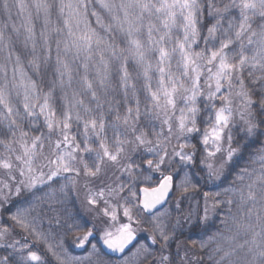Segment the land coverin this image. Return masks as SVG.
<instances>
[{"label":"snow or ice","instance_id":"snow-or-ice-1","mask_svg":"<svg viewBox=\"0 0 264 264\" xmlns=\"http://www.w3.org/2000/svg\"><path fill=\"white\" fill-rule=\"evenodd\" d=\"M13 9L24 38L17 50L0 27V264H194L171 252L177 229L206 228L221 206L209 240L230 243L208 260L264 264V0H0ZM241 132L259 144L243 166ZM234 166L201 209L195 177ZM73 193L89 218L57 213L53 243L39 223ZM185 199L196 209L174 216Z\"/></svg>","mask_w":264,"mask_h":264},{"label":"trees","instance_id":"trees-1","mask_svg":"<svg viewBox=\"0 0 264 264\" xmlns=\"http://www.w3.org/2000/svg\"><path fill=\"white\" fill-rule=\"evenodd\" d=\"M26 3L31 4L32 0H25ZM53 22L56 21V18L52 17ZM15 23L17 25V27L20 26V24L22 23V17H18L16 15V10L13 9L12 11V19H8L5 15H3L2 13H0V27H3L4 24L8 25V28L5 29L6 35H10L12 37V46L13 48L17 49V50H23V29H21V35L19 37L16 36L15 33L12 32L11 30V25ZM42 19L35 21V26H36V32H37V36H39V32L41 30L42 27ZM95 26V25H94ZM39 45V43H38ZM31 49V45H29V51ZM40 51V48L37 46V52ZM0 55L4 57V55H6V52H0ZM30 57H25L24 58V64H25V71L28 72V75L33 76V78L35 79L36 77L34 76L32 70L27 66V59ZM173 67H175V63H173ZM116 99H121V95L119 93L115 94ZM141 99L143 100V97L141 96ZM236 139L240 140L241 143H247L249 145L248 149L245 150V157L244 159L239 160L237 163L239 166H243L246 162H247V154L250 151H254L257 147H259V144H256L252 141H246L243 139V133H235ZM260 139L262 141H264V137H260ZM254 140V138H253ZM194 170V169H193ZM235 166H234V171L231 175H228L224 178V180L222 182H218L216 184H211V183H203L204 188H202L201 192L204 191H208L209 193H215L217 191H221L224 187H227L228 184L231 182L233 175L235 174ZM198 173V169H196V171ZM198 178H200V176H196ZM202 180V179H201ZM204 180H202L203 182ZM220 199H225V197L221 196ZM227 216V207L225 206H221V208L218 210V215H213L212 219L209 220V223L207 225L206 228L202 227L203 230L205 231L202 232V234L197 235V233L200 231V229L198 227L193 228L188 234L179 237L181 239H184V242L187 243L188 245L193 247V250L195 252V257L196 258H200L202 257L204 260V264H208L207 263V258H208V254L216 247V243H222L224 244L225 247L228 246V244L230 243L227 240H223V241H217V242H213L209 240V236H212L214 233H216L218 230H222V225L220 224V220L225 218ZM225 235H231V233L225 232ZM199 240H202L203 243H206L208 246L204 249H201L200 244L198 242ZM244 237L241 236L239 238V242H243ZM142 239L140 238V241ZM193 241L195 242V244H193ZM196 260V259H195ZM211 263V262H210Z\"/></svg>","mask_w":264,"mask_h":264},{"label":"rangeland","instance_id":"rangeland-1","mask_svg":"<svg viewBox=\"0 0 264 264\" xmlns=\"http://www.w3.org/2000/svg\"><path fill=\"white\" fill-rule=\"evenodd\" d=\"M53 17L56 18L55 15H53ZM38 47H39V45H38ZM0 62H3V56H1V55H0ZM8 68H9V77H11L12 65L9 64ZM193 171L195 172L196 169H194ZM198 172H199V169H198ZM195 179L199 182V184L201 186L200 193L196 195V200L200 201V208L202 209L203 208V199H202L203 192H201V190H202V188H204V186H203L204 181L202 182V180L198 177H195ZM38 195H40V193H38ZM82 199H83L82 193L80 195L79 200L76 198L75 193L71 194L69 196V199L67 200V202L64 205H59V204L54 205V207L56 208V211L55 212H47L46 215L43 217V219L40 221L39 227L41 228V230H43L45 232H48L49 230H51L53 243H55V241L58 240L59 237L63 233V229L58 228L57 225L55 224L54 219H53L57 215V213H59L63 217L65 214V211H66L67 213L72 214V215H79L80 217L89 218L88 214L86 213L85 209L83 208V206L81 204ZM173 199H174V196L171 198V200H170L169 204H167L166 208L172 206L171 201ZM190 208L196 209L195 200L190 202L189 200L185 199L181 205V212L176 213L175 211H173V215L174 216H176V215L183 216L184 214H186L190 210ZM5 219H7L6 215H5ZM211 219H212V216H211L210 220ZM50 221H51V223H50ZM193 223H195V217H193ZM144 227H147V225H144ZM193 228H195V227H193L190 224L184 223L182 228L177 229V232H176L177 238L172 243L171 252L173 253V256L175 258V254L177 251V244L179 243V245H180V253H179L180 257H183L185 254V251L187 250L189 257L193 259L194 264H195L196 257H195V252L193 250V247L188 245L187 243H185L184 239L179 238V237H182V236L188 234ZM198 228L200 229V227H198ZM17 231L19 232V230H17ZM202 232L205 233V231L201 227V229L197 233V235L202 234ZM146 236H147V233H144V232H141L139 234V237L142 239L141 242L145 241ZM29 239H31V237ZM198 242H199V244H201L203 241L198 239ZM92 243H97V246L99 248V244L101 242L99 241V235L98 234L96 235L95 239L92 240ZM40 247H41V250H43V245H41ZM65 247L68 249L69 253L72 256L84 257L87 255V251L85 249L76 248L72 244L71 237L66 238ZM86 248L90 250V245H86ZM45 255H46V258L49 260L50 264H55L54 260L52 259V257L49 254L45 253ZM100 255L103 259H108L102 253H100ZM206 260H207L208 264H211L210 261L208 260V258Z\"/></svg>","mask_w":264,"mask_h":264},{"label":"water","instance_id":"water-1","mask_svg":"<svg viewBox=\"0 0 264 264\" xmlns=\"http://www.w3.org/2000/svg\"><path fill=\"white\" fill-rule=\"evenodd\" d=\"M171 198H172V197H170V199H171ZM166 205H167V204H166ZM166 205H165V206H166ZM99 248L101 249V251H102L103 254L108 253V250H107L106 248H104L102 242L99 244ZM109 255H111V254H109ZM109 255H106V256H109Z\"/></svg>","mask_w":264,"mask_h":264}]
</instances>
